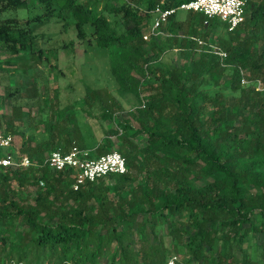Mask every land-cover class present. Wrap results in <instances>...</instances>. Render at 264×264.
Listing matches in <instances>:
<instances>
[{
  "label": "trees",
  "instance_id": "16d2710c",
  "mask_svg": "<svg viewBox=\"0 0 264 264\" xmlns=\"http://www.w3.org/2000/svg\"><path fill=\"white\" fill-rule=\"evenodd\" d=\"M184 1L0 0V83L47 60L35 29L58 18L78 40L90 34L118 88L140 100L119 121L109 92L86 86L84 101L114 124L90 148L72 103L45 101L42 118L14 104L27 99L19 85L0 94V109L5 98L11 103L0 132L31 162L0 171V264H150L177 254L176 264H264V0H243L244 19L231 31L217 18L203 23L201 13L186 11L175 20L174 12L161 34L142 39L149 10ZM32 9L39 13L16 16ZM105 12L129 21L123 32ZM218 27L223 59L194 40L212 41ZM167 51L184 61L162 67ZM242 76L252 83L242 85ZM29 123L41 126L38 136L24 133ZM71 146L87 149L88 158L116 151L125 172L74 190L70 169L42 164L50 151ZM12 181L28 187L23 198Z\"/></svg>",
  "mask_w": 264,
  "mask_h": 264
},
{
  "label": "rangeland",
  "instance_id": "374dc122",
  "mask_svg": "<svg viewBox=\"0 0 264 264\" xmlns=\"http://www.w3.org/2000/svg\"><path fill=\"white\" fill-rule=\"evenodd\" d=\"M129 0H115V2H127ZM133 2V1H132ZM19 18L30 17L35 13H39L38 9L20 10L15 12ZM105 17L117 32H123L129 21L124 20L121 14H111L105 12ZM186 16L183 10H177L174 16L175 20H181ZM63 22L58 18H51L50 21L35 29L36 33H42L37 39V44L43 49L47 60L42 62H32L28 73L19 71L18 76H12L13 81L0 83V94H5L9 88L21 87L18 94L21 98H27L22 102L19 98L14 104L20 103L23 111L29 110L33 116L41 113V117L45 118L48 113V101L63 107L66 103H72L75 110V117L78 123L77 130L82 135L84 145L92 148L97 142L100 135L107 129L114 128L112 119L101 117V109L97 103L88 106L84 101L85 87L91 89H106L110 97L114 98L118 105L114 106V117L119 121L129 118L130 113L140 106V100L137 96L121 91L108 70V62L104 49L96 48L90 34L83 40H78L75 37L71 25L68 24L63 28ZM148 24L142 31H146ZM87 33L90 28L85 27ZM222 32V28L215 29V35L212 36L210 44L215 46L214 40ZM68 42H72L71 46H64ZM207 43V41H206ZM196 44V43H195ZM198 49H201L196 44ZM4 55L1 53L0 59ZM184 58L177 55L174 51L164 52L159 62L162 67L175 65L177 62H183ZM32 80V81H31ZM247 81L242 83L246 85ZM252 83L248 82L247 84ZM254 86L260 87L259 83ZM146 91L143 89V92ZM232 96H229V101H232ZM13 102V100H11ZM11 103L9 99L3 100V106L0 109L1 116H7L10 112ZM210 107H208L209 109ZM87 109L90 114H87ZM85 110V111H84ZM32 116V117H33ZM97 117V118H96ZM136 126V122L131 121ZM24 133L26 135L33 134L38 136L41 126L38 125L35 129L31 124L24 125ZM137 145H144V137H140L135 141ZM2 150V152H4ZM111 181V180H107ZM12 187L16 194L23 198L28 190V187H21L12 181ZM136 246V245H135ZM177 259L179 255L177 254ZM184 257V255H183Z\"/></svg>",
  "mask_w": 264,
  "mask_h": 264
},
{
  "label": "built area",
  "instance_id": "2783aa9c",
  "mask_svg": "<svg viewBox=\"0 0 264 264\" xmlns=\"http://www.w3.org/2000/svg\"><path fill=\"white\" fill-rule=\"evenodd\" d=\"M177 10L201 13L204 16L203 23L210 18H217L224 24L226 31H231L244 19L243 0H187L174 7L161 8L155 6L148 11L151 20L147 30L141 33L142 39L161 34L162 25L168 16ZM194 40L197 45L217 55L219 59L225 57V52L217 45L213 46L210 42L206 43L199 38ZM246 81L245 77L240 78L241 84ZM4 149L5 151L2 152ZM30 164L31 162L26 155H18L11 148V135L0 132V171L4 168L26 167ZM42 164L56 171L70 169L71 187L74 190L86 181H92L110 173L121 174L125 172L123 158L118 152L110 151L96 158H88V150L77 146H71L66 151H50L43 159ZM176 261L177 257L171 255L162 262L150 264H176Z\"/></svg>",
  "mask_w": 264,
  "mask_h": 264
}]
</instances>
